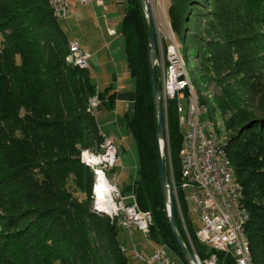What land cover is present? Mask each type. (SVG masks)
Returning <instances> with one entry per match:
<instances>
[{
  "label": "trees",
  "instance_id": "16d2710c",
  "mask_svg": "<svg viewBox=\"0 0 264 264\" xmlns=\"http://www.w3.org/2000/svg\"><path fill=\"white\" fill-rule=\"evenodd\" d=\"M207 3L213 9H202L201 0H170L167 16L184 50L186 44L196 48L201 81L208 84L215 80L222 88V94L214 98L230 132L225 149L249 211L244 231L253 264H264V116L248 115L233 97L231 84L221 75L214 55L216 46L201 39L199 25L194 24L197 17H193L197 7L195 16H203L210 24L212 18L219 20L229 11L241 17L236 29L242 36L239 39L259 37L261 41L264 31L258 27L264 26V0ZM122 4L127 66L135 79L134 112L126 117V126L138 152L136 200L142 210L152 214L150 240L167 245L180 263L190 264L171 231L160 181L148 19L138 0ZM218 4L223 5L221 9ZM187 13L191 16L188 20ZM207 30L209 34L220 32L213 25ZM69 42L49 0H0V264H128L118 237L121 228L92 210L93 173L80 157L83 149L94 148L103 140L91 98L98 95L100 109L102 104L113 105L116 92H110L111 87L99 90L89 69L66 60ZM154 70L160 88L162 73L157 66ZM167 128L179 207L193 246L201 260L216 252L221 264H233L232 256L208 248L197 237L181 189L183 130L175 100L168 103ZM164 160L170 179L167 147ZM174 205L177 229L188 243L175 201Z\"/></svg>",
  "mask_w": 264,
  "mask_h": 264
},
{
  "label": "built area",
  "instance_id": "2783aa9c",
  "mask_svg": "<svg viewBox=\"0 0 264 264\" xmlns=\"http://www.w3.org/2000/svg\"><path fill=\"white\" fill-rule=\"evenodd\" d=\"M88 4L97 2L102 4L105 0H57L56 12L59 18H66L71 11L72 2ZM169 35L166 43L158 31V46L160 57L154 60V67L162 70V84L160 87L161 101L166 115V135L164 148L167 147L169 168L171 171L170 182L179 207L177 186L174 179L170 159L169 134L167 128V109L170 100L176 101L179 123L183 130V145L180 151L182 164L181 189L186 200L192 204L194 212L198 213L201 226L196 234L201 243L214 251H220L232 256L233 264H249L248 256H243V245L240 236L239 205H237L236 187L230 183L227 176L223 157L215 151L211 131L206 132L202 120V104L190 92L186 78L182 74V55L178 46L173 42V31L168 21ZM114 33V29H110ZM71 47L77 58L85 63L88 68L89 54L83 51L79 41L72 40ZM182 100L187 102L186 107ZM101 100L98 95L93 96V114L97 116ZM210 127V126H209ZM103 167L107 171L108 202L112 209H116V224L132 234V230H140L145 235L150 233L153 224L152 214L142 210L136 200L135 193L126 197L120 189L118 174L109 175L115 169L119 159V150L114 137L103 135L102 140ZM185 226V223H184ZM186 228V226H185ZM188 235V233H187ZM189 237V235H188ZM189 243L200 264H221L216 252L201 260L189 237ZM133 256L139 264H182L173 258L167 245H156L150 254H145L134 247ZM191 264V263H190Z\"/></svg>",
  "mask_w": 264,
  "mask_h": 264
},
{
  "label": "rangeland",
  "instance_id": "374dc122",
  "mask_svg": "<svg viewBox=\"0 0 264 264\" xmlns=\"http://www.w3.org/2000/svg\"><path fill=\"white\" fill-rule=\"evenodd\" d=\"M108 1L109 0H105L102 4H98L97 2L88 4L80 3L81 5H77L76 7V9H79L80 11L75 10L72 14L70 12L66 18H61L59 21L68 33L69 39L71 41L77 39L80 42L81 47H84L83 51L86 49L91 53L94 50H98V48L100 49L97 54L93 55V57L89 60L90 69L88 68L95 80V73H98L100 67L104 68L103 72L100 75L98 74V76H103V79L98 81L96 80L97 83L102 84V82L106 80L104 76H106L105 72H107L108 74H117V80L115 83L118 85L120 84L118 82L119 80L122 82L125 78H131L128 72L125 40L122 34V20L125 10L123 4L119 5L114 3L115 10L111 13L109 12L108 14H110L109 27L114 28V30L116 29L114 32L115 34H108L110 30L108 27V33L104 30V32H100L99 35L97 33V27H99V24L95 19L96 11L93 7V4L107 5ZM201 1L203 5L202 9H207L208 7L209 9H213V7L208 5L207 0ZM148 2L150 4L152 16L157 27V35L159 31L158 28H160V32L163 36V43L165 44V37L169 35L167 26L169 21L167 16V8L170 4V0H148ZM218 6L221 9L223 5L218 4ZM102 7L104 8V6ZM196 9L197 7H195L193 11V17H197V20L194 24L199 25L197 28L199 30L201 39L209 40L215 44L216 49L213 50L214 55H216V58H218V63L221 67V75H226L227 82L231 84L232 90L234 91L232 94L233 97L236 100H239L240 106L242 109L247 111L248 115L252 114L257 117L264 116V38L261 41H259V37L257 40L252 37L239 39V37L242 36L236 32V29L240 24L239 18L241 17H236V14L234 15L229 11H225L221 15L219 14V20H216L217 18H212L209 24L205 23L206 20L203 16L197 14V16H195V11H197ZM102 13V11L99 12L100 15ZM209 13L212 15L211 11H209ZM229 15L232 16V18H230ZM189 17L191 16L189 13H187L186 20L190 19ZM85 18L89 20L84 21ZM90 19H93L94 22H92ZM115 22L117 23L115 24ZM211 25L215 26L216 29L220 31L219 34L214 32L209 34L207 29L210 28ZM258 28L260 31H264V26L260 25ZM176 39L180 45L181 53L186 60V68L189 71L195 93L198 95L199 100L200 98L204 99V102H200L205 106L201 112L205 130L206 132L215 130L214 132L220 136L221 141H225L227 143L230 132L226 131L225 129L224 121L221 117L219 109L216 107L217 103L214 98L215 95L218 96L222 94V88L215 80L210 81L208 84H205L203 81H201L200 73L196 70V66H200V62L197 60L196 56V48L192 47L190 44H186V50H184L183 41L181 38L177 36ZM157 57H160L159 46ZM241 62H244L243 65ZM101 64L105 65L103 66ZM242 67H246L247 71H244ZM228 73L234 74L228 76ZM227 96L229 97L230 95L228 94ZM182 103L186 107L187 102L182 100ZM123 108L124 103L121 102L118 109L121 111ZM230 114L231 111L228 113V116ZM101 115L103 114H99L98 116V124L100 126H104L103 130L106 133L113 134L117 138L116 145L122 158L119 167H116V172L120 177V185L132 186L134 179L137 176L139 163L135 139L127 127H121L113 120V116L112 122L109 125L106 126L105 123L103 124L105 121L104 119L102 120ZM210 123L214 124V126L211 127L212 129L209 127ZM182 129H185V127H182ZM237 129L238 126H236L233 133H236ZM109 175H111L110 172ZM93 204L94 202L92 201V210ZM188 204L190 206L193 225L195 229L198 230L201 226L198 213L194 212L192 204L189 201ZM112 221L116 222L115 220ZM185 231L187 234V228H185ZM118 237L121 243L122 251L128 256V264H139L138 260L133 256L135 246L137 250L145 254L150 253V251L155 246L148 235H145L142 231L136 229L132 230V234H130L125 229H120ZM187 244L191 247L189 243V237ZM169 252L171 256L178 262L181 261L178 256H174L173 253H171L170 249Z\"/></svg>",
  "mask_w": 264,
  "mask_h": 264
},
{
  "label": "bare ground",
  "instance_id": "6f19581e",
  "mask_svg": "<svg viewBox=\"0 0 264 264\" xmlns=\"http://www.w3.org/2000/svg\"><path fill=\"white\" fill-rule=\"evenodd\" d=\"M49 3L52 6L57 18L61 19L58 17V14L56 12L57 0H49ZM173 42H175V46H178V51L180 53L179 44L175 39L174 33H173ZM66 60L72 64L78 65L81 68L88 69V66L85 63H82V61H79L76 53H74L71 47V40L69 42V50H68V53L66 54ZM182 74L186 78V82H187L190 92H192L195 98L199 101V103L202 104L199 100L198 95L195 93L189 71L186 68V61L184 60L183 57H182ZM90 101H91V106H92L93 97L91 98ZM204 108L205 106L204 104H202V109ZM209 126L211 128L214 126V124L210 123ZM214 131L215 130H212L211 134H212V140L215 144L216 154L219 157H223L224 165L226 166V170H227L228 180L230 181L232 185L236 187L237 205H239V217L241 220L240 221V236H241V243L243 245V256H248L249 264H253V261L251 259L249 244H248L245 231H244L245 223L247 222L249 218V211L247 210V208L244 206V203H243V198H244L243 187L236 178L235 167L225 149L226 142L221 141L220 136ZM80 157H81V160L85 164L90 166L92 173H93L92 195H93V202H94L93 204L94 212H96L100 217H109L112 220L116 221V209H112L111 202H108L107 187L105 185L107 183V171H106V168L103 167L102 141L98 146L94 148L83 149L81 151Z\"/></svg>",
  "mask_w": 264,
  "mask_h": 264
},
{
  "label": "crops",
  "instance_id": "0c3cea01",
  "mask_svg": "<svg viewBox=\"0 0 264 264\" xmlns=\"http://www.w3.org/2000/svg\"><path fill=\"white\" fill-rule=\"evenodd\" d=\"M114 3H117V4L120 5V4H122V0H109L107 2V5H95V4H93V7H94V9L96 11L95 12V14H96L95 19H96L97 23L99 24V27H97V33L98 34L100 32L103 33L104 30L108 33L107 29L110 26V22H109V17H110L109 15L110 14H108V13L109 12L111 13V12H113L115 10L114 9L115 8L114 7V5H115ZM77 5H81V4L78 3V2H75V1L72 2V8H71V11H70L71 14L74 13L75 10L80 11L79 9H76ZM82 6H84V5H82ZM102 6H104V8ZM100 11L103 12L101 15L99 14ZM88 20L89 19L85 18L84 21H88ZM91 21L94 22L93 19ZM116 23L117 22H115V24ZM109 29H114V28H110L109 27ZM115 31H116V29H115ZM108 34H110V32ZM82 49H84V47ZM99 50L100 49L98 48V50H94V51H92L90 53V52H88L85 49V51H87V53L90 54L89 55V60L93 57V55H96ZM101 65L104 66L105 64H101ZM99 67H98V69H99ZM103 69L104 68L100 67V70L98 71V73H95L97 81L103 79V76L102 77L98 76V74L100 75L103 72ZM104 72H105V70H104ZM128 72H129V69H128ZM105 74H106V76H104V77L106 78V80L103 81L102 84H98L97 81L93 78V76L92 75L91 76H92L93 80L95 81V83L97 84V87H98L99 90L102 91V90H104V89H106L108 87H111V91L110 92L115 91L116 92V98H115V101H114L113 105H111V106L109 104H102L101 105V107L99 109V112L97 114V124H98V116H99V114H103V115H101V118H102V120L104 119L105 122H103V124L105 123L106 126L109 125L112 122V116H113V120L119 126L127 127L126 126V117L127 116H131L133 114V112H134L135 79L133 77H131V75H130L131 78H125L122 82L119 80L118 82L120 84L117 85L115 83V81L117 80V78H116L117 74L116 73H109L108 74L107 72H105ZM129 74H130V72H129ZM121 102L124 103V108L121 109V111H119L118 108H119ZM105 110H106L107 113L105 112ZM98 126L100 128V131H101L102 135L114 137L115 140L117 141L116 136H114L113 134L106 133L103 130V127H104L103 125L100 126L98 124ZM121 159L122 158H121V155H120V159H119L116 167H119ZM116 167H115V169L110 171L111 175L117 174ZM120 189H121V191L123 192V194L126 197L131 196L132 194L135 193V179H134V182H133L132 186H128V185L127 186H121L120 185ZM153 249L150 251V253L153 251ZM150 253H148V254H150Z\"/></svg>",
  "mask_w": 264,
  "mask_h": 264
},
{
  "label": "water",
  "instance_id": "95a60500",
  "mask_svg": "<svg viewBox=\"0 0 264 264\" xmlns=\"http://www.w3.org/2000/svg\"><path fill=\"white\" fill-rule=\"evenodd\" d=\"M140 5L142 6L145 15L148 19V24L150 28V73H151V88H152V96L155 103V107L157 110L158 117V131L157 137L159 141V170H160V181L161 186L163 188L164 194L167 199V208L169 213V224L173 236L176 240V243L179 247L181 255L184 257L186 261L191 264H200L199 259L195 256L192 248L183 240L181 237L176 223V212H175V196L173 194V188L170 182V179L166 174V165L163 157L164 140L166 135V115L163 109L162 101H161V93L160 88L156 82L155 70H154V59L158 54V41H157V27L152 16V12L150 9V4L148 0H138Z\"/></svg>",
  "mask_w": 264,
  "mask_h": 264
}]
</instances>
